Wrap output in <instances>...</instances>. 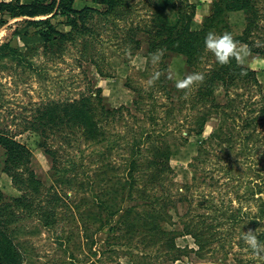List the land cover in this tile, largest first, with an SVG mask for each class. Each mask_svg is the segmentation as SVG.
<instances>
[{
	"label": "rangeland",
	"instance_id": "obj_1",
	"mask_svg": "<svg viewBox=\"0 0 264 264\" xmlns=\"http://www.w3.org/2000/svg\"><path fill=\"white\" fill-rule=\"evenodd\" d=\"M151 1L129 0L131 10L119 18H114L115 20H100L96 14V18L92 19L93 26L97 29L96 34L80 33L77 42H67L61 52L51 53L41 45L39 52L29 54L33 60L31 66L14 64L7 59L3 60V66L0 65V127L9 129L30 149L29 165L42 180V193L38 202L46 206L56 205V221L51 225H45L39 220L41 212L38 209H19L24 218L20 219L18 227H15L17 223L13 224V234L25 253L24 264H136L135 260H144L146 264H239V261L246 264H264V260L252 257L251 251L241 238L247 231L255 232L264 228L262 222L256 225L250 219L259 212L264 197V191L255 195L252 193L264 174V122L260 120L261 123L255 126V136L251 139L255 141L251 142L247 151H231L228 155L215 143L214 148L203 152L197 161L200 144L208 145L202 140H205L221 122L220 113L215 110L210 115L201 134L192 131L187 139L183 137L189 127L196 125L194 118L196 120L198 109L192 107L190 102H179L180 96L169 98L168 89L163 88L159 79L154 83L151 80L155 73L159 72L161 75L165 61L168 65L166 71L173 74V81L188 74L187 64L181 54L171 53L162 57L155 65L151 63V58L146 56L147 41L144 28L150 23ZM179 1L185 3L184 0ZM189 1L195 3L197 11L202 14L204 8L201 5H210V0ZM181 3L180 6H184ZM85 4L98 6L93 0L75 2L77 7ZM259 5L263 21L256 34L257 41L264 44V0H259ZM178 8L169 11L173 15ZM229 17L234 32H241L246 23L245 12L232 11ZM5 18L7 22L0 24V44L8 41L14 46L23 47L27 43L42 42L37 33L38 28L27 24L25 20L30 17H10L6 14ZM202 18V15H199L198 21H202ZM53 20L60 29H68L66 16L57 15ZM194 25L192 24L193 28ZM131 26L137 31L133 36ZM132 37L141 39L139 47L135 41H131ZM88 38L91 44L85 46L83 43ZM238 44L247 46L244 42ZM249 53L245 64L257 70L264 83V55L250 50ZM211 55L213 54L210 52L206 53L204 57L209 60L204 64H209L214 59ZM250 86L240 87L237 91H245V97L249 96L250 100L260 98L258 87ZM97 87L102 88L107 105L118 108L110 115L99 108V117L108 140H116V148L107 151L110 159L107 155H102L108 146L107 140L93 143L86 140L80 129L67 133L56 128L46 139L49 147L57 149L60 163L55 162L41 145V133L33 126H26L27 120L41 103L53 99H73ZM137 90L143 94L139 107L133 102ZM195 92L196 86L190 90L188 97ZM216 93L219 102H225L223 88L218 87ZM244 102L239 106L241 114L228 118V122L236 124L231 123L228 126L236 125L234 128H242L241 116L250 115L248 105H255H245ZM143 128H158L162 130L161 138L179 145L178 151L171 158L172 170L164 173L162 183L155 180L152 184L149 181L150 176L141 170L139 182L133 189V198L138 199L143 191V195L148 193L151 199L159 195V202L155 201V204L150 205L147 202H139L141 199L138 203H135V200H126L125 205L136 204L135 210L121 222L123 211L116 213L110 221L108 219V224L96 230L98 223L90 219L85 211L96 209L97 205L92 202L93 194L107 187L108 181L101 180L103 175L106 176L102 171L103 163L116 162V168L109 169L107 175L114 172L123 177L126 157L130 153L129 142ZM236 129L234 131L237 133ZM246 129L243 128L244 131ZM62 134L67 135L69 139L64 138ZM238 137L241 136L238 134ZM5 158V148L0 146V187L12 197L23 190L4 169ZM56 164L58 167L75 165L76 168L65 171L59 168L61 175L69 173L70 182H60ZM146 169L151 170L148 167ZM260 169H263L262 172ZM252 178L256 180L250 181ZM262 181L261 187L264 189V180ZM55 192L62 196L58 201L55 200ZM163 200L169 201V216L164 213V217L171 220L167 221L165 226L174 233L184 231L186 221L197 224L202 222L204 213L208 215L206 213H209L210 206L214 205L226 210L224 213L220 211L218 219L223 218L222 216L228 218L229 213L238 212L240 206L241 210L249 212L251 217H244L240 223L231 219L220 223L218 232L216 230L218 240L207 244L203 254L196 252L198 245L192 234L178 235L176 242L182 250L178 252V258L169 259L165 258L166 245L159 246L157 241L145 237L142 233H135L130 237L124 228L126 222L135 214H144L151 206L162 209L160 203L162 204ZM208 222H211L210 218L203 220L202 225L206 227Z\"/></svg>",
	"mask_w": 264,
	"mask_h": 264
},
{
	"label": "trees",
	"instance_id": "obj_2",
	"mask_svg": "<svg viewBox=\"0 0 264 264\" xmlns=\"http://www.w3.org/2000/svg\"><path fill=\"white\" fill-rule=\"evenodd\" d=\"M93 1L98 6L85 4L77 7L75 5L76 0H15V2L0 0L1 25L7 22L5 18L6 14L10 17L28 16L30 18L25 19L27 24L36 26L38 28L37 33L42 38V42L40 43H27L23 47L14 46L8 41L1 43L0 65L3 66V60L7 59L11 60L14 64H27L31 66L33 60L29 57V54L39 52L41 45L44 50H49L51 53L61 52L67 46V42H77V36L80 33L96 34L97 29L93 26L92 22L96 14L97 19L99 15L100 20H115L114 18H119L131 10L129 0ZM184 2L182 4L179 0L151 1L152 12L150 23L144 28V36L147 41L146 56L151 58L152 53L158 49L164 50L163 57H167L171 53L181 54L184 56L187 64L188 74L196 72L204 74L203 83L196 86V92L189 95V97L187 96V98H185L183 92H176L177 89L174 87L175 81L168 78L169 73L166 71L168 69L166 61L159 77L160 84H162L163 88L168 89L169 98L180 96L179 102H183V104L190 102L192 107L198 109L196 120L194 118L196 125L189 127L187 133L183 134L185 139L189 137L192 131L196 134H201L210 115L215 110L217 113H220L221 122L211 131L205 140H202V142L204 141L208 145L200 144L198 148L199 153L196 155L197 161L200 160L198 156L214 148L215 143L228 155L231 151L243 153L250 149L251 142L255 141H251L255 136V126L257 127L261 122H264V83L259 78L257 70L247 64L244 67H240L236 64L235 60L229 65L221 66L216 62L214 55H211L214 59L209 64H204L209 60L204 57L207 53L204 47V38L209 31H214L217 34L228 32L237 43H246L251 52L264 55V44L257 41L256 34L263 21L259 0H210V12L203 16L198 28L192 27V20L196 13L195 3L189 0H184ZM180 3L184 6H180ZM177 7H179L176 10L177 13L175 12L172 15L169 9ZM239 10L245 12L246 23L242 31L236 33L230 23L229 16L230 12ZM57 15L67 17L66 24L68 25V29H60L53 20ZM130 30H132V36L137 32L134 26H131ZM88 39L83 43L85 46L91 44L90 39ZM131 41H135L137 47L140 46L141 39L132 37ZM242 71L246 75H240ZM250 85L258 87L260 98L250 100L249 96L245 97V91H237L240 87H251ZM218 87H222L224 90L226 100L223 103H220L218 100L216 93ZM232 90L234 91L232 92ZM142 97V92L137 90V94L133 100L134 105L136 104L139 107L141 103L140 98ZM105 98L102 88L97 87L73 99L49 100L39 104L35 108L31 115L32 117L27 120L26 126H33L41 133L43 137L41 145L52 156L55 162L60 163L57 149L49 147L46 139L56 128L67 133L70 131L77 132L80 129L86 140L93 143L107 140L109 143L102 155H107V158H109L107 151H112L116 148V140H108L109 137H107L106 130L101 124L99 117V108L106 112L107 115L114 114L118 108L108 106ZM241 102H244L245 105L249 103L255 104L253 107L248 105L251 112L250 115L245 117L240 115L243 118L241 122L242 131L241 129L234 128L236 125L228 126L231 123L236 124L235 122H228V118L241 114V111H239ZM151 116L154 117L153 114ZM49 128L50 130H48ZM243 128L247 129L244 131ZM157 129L143 128L129 142L130 153L126 157L123 177L117 176L114 172L107 175L109 169L114 170L116 168V162L106 161L103 163L104 169L102 171L106 176L103 175L101 180L108 181L107 187L93 194L92 202L94 205H97L96 209L85 211L90 219L98 223L96 230L108 224L116 213L123 211L121 220L119 219L120 222L128 214L132 213L135 210L136 204L130 205L129 203L125 205L124 202L126 200L129 202L135 200V203H138V200L141 199L139 202H147L150 205L155 204V201L159 202V195L151 199L148 193L143 195V191L140 193L138 199L132 196L133 189L136 187V183L139 182V172L141 170L150 176L149 181L152 184L155 180L162 183L164 173L172 170L171 158L178 151L179 145L161 138L162 130ZM235 129L241 137H238V134L234 131ZM243 133L245 135H242ZM62 136L67 140L69 139L67 135L62 134ZM0 146L5 148L6 163L4 169L11 174L13 181L23 190L22 193L11 197L0 187V264H24L25 253L17 244L13 234L14 228L19 226L20 219L24 218V214L21 215L19 209L23 208L31 211L33 208H36L41 212L38 217L39 220L45 225H51L56 221V205L46 206L42 205V202H38L42 193V180L29 165L31 161L30 149L18 140L9 129L4 127H0ZM193 164L191 163V165ZM146 167L151 170L147 171ZM56 168L59 172V168L65 171L76 167L74 164L71 166L59 165L58 167L56 164ZM262 170L260 169L259 171L262 172ZM261 177L263 178L259 180L260 183H257L258 187L252 191L253 195L264 191L261 187L264 174ZM57 178L61 179L60 182L68 183L71 177H69V173L61 175L59 172ZM254 180L256 179L252 178L250 181ZM54 196L56 201L62 197L58 192H55ZM168 203V200H163L162 204L160 203L162 209L151 206L144 214H135L133 218L130 217L126 222L124 228L126 234L130 237L134 236L135 233H142L145 237H150L155 242L157 241L159 246L166 245L165 258L169 259L178 258V252L182 250L176 242L178 235L183 233L192 234L198 245L196 252L203 254L207 244L218 240L217 236L219 235L216 233V230L218 232V225L220 223L228 219H231L235 223H240L244 220V217L248 219L251 217L250 213L241 210L240 206V210L238 212L232 211L229 213L228 218L222 216L223 218L219 217L218 219L220 211L224 213L226 210L214 205L210 206L209 213H206L208 215L204 213L205 218L201 220L203 222V220L210 218L211 222H208L206 227L202 225V222L197 224L196 222L191 223V221H186L183 228L184 231L174 233V231L165 226L167 221L171 222L170 219L164 217V213H167L169 216L167 212ZM77 207L80 209L79 205ZM250 219L256 225H259L261 222L264 224V197L259 212L255 213ZM15 223L17 224L13 227ZM257 236L259 241L264 243V228L258 231ZM90 237L94 243L93 236L91 235ZM131 258L133 259L132 256ZM135 263L146 264L144 260L142 262L135 260ZM92 264H96V262ZM239 264H246V262L239 261Z\"/></svg>",
	"mask_w": 264,
	"mask_h": 264
},
{
	"label": "clouds",
	"instance_id": "obj_3",
	"mask_svg": "<svg viewBox=\"0 0 264 264\" xmlns=\"http://www.w3.org/2000/svg\"><path fill=\"white\" fill-rule=\"evenodd\" d=\"M204 47L207 52L214 55L216 62L221 65H229L233 60L240 67L245 66V60L248 57L249 49L246 45L238 44L234 37L225 32L223 34H217L214 31H209L204 38ZM164 55V50L158 49L151 55V63L158 64ZM240 75H246L245 72H241ZM160 73H155L151 80L154 83L155 80L159 79ZM169 79H173V74L169 73ZM204 74L203 73H191L186 75L182 79H176L174 82V87L185 94L187 98L190 90L194 86H198L203 83ZM258 229L253 231H247L242 235V240L247 248L251 251L252 257L260 258L264 260V243H261L257 236Z\"/></svg>",
	"mask_w": 264,
	"mask_h": 264
},
{
	"label": "crops",
	"instance_id": "obj_4",
	"mask_svg": "<svg viewBox=\"0 0 264 264\" xmlns=\"http://www.w3.org/2000/svg\"><path fill=\"white\" fill-rule=\"evenodd\" d=\"M204 9V13L202 14V13H200V12H198L197 11V7H196V13H195V16H194V18H193V20H192V24H195L194 26H195V28H198L199 26H200V23H201V21H198V18H199V15L201 16L202 15V17L204 16V15H206V14H208L209 12H210V5L209 4H202L201 5ZM191 245H195V243L193 244V243H190Z\"/></svg>",
	"mask_w": 264,
	"mask_h": 264
}]
</instances>
